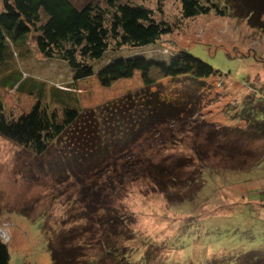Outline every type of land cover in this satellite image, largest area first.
<instances>
[{
	"label": "rangeland",
	"instance_id": "obj_1",
	"mask_svg": "<svg viewBox=\"0 0 264 264\" xmlns=\"http://www.w3.org/2000/svg\"><path fill=\"white\" fill-rule=\"evenodd\" d=\"M88 1L103 4L71 0L76 6ZM121 1L151 10L173 30L153 46L123 47L116 55L151 58L186 50L218 74L205 80L203 93L184 80L153 87L161 101L193 117L161 125L131 147L141 177L126 173L119 180L110 170L99 178L101 192L97 186L84 199L82 184L65 170L73 142L57 143L37 158L0 137V239L10 264H54L52 251L60 244L75 249L77 264H114L98 262L104 242L119 249L116 262L126 257L122 264H221L223 257L247 264V254L248 264H264V133L258 128L264 123V16L244 17L253 5L248 0H211L226 14L192 19L182 17L179 0ZM27 51L13 66L46 89L71 90L75 99L67 106L96 109L142 87L138 74L110 88L96 76L73 83L69 68L44 59L33 39ZM0 99L18 115L34 103L1 87Z\"/></svg>",
	"mask_w": 264,
	"mask_h": 264
},
{
	"label": "trees",
	"instance_id": "obj_2",
	"mask_svg": "<svg viewBox=\"0 0 264 264\" xmlns=\"http://www.w3.org/2000/svg\"><path fill=\"white\" fill-rule=\"evenodd\" d=\"M247 2L253 5L244 11V17L251 20L254 14L264 16V0ZM179 3L185 19L211 12L218 16L226 14L225 7L219 9L211 0H179ZM1 6L0 87L28 95L34 103L18 115L7 112L0 99V137L37 158L47 154L57 143L63 142L66 146L73 142L70 155L74 158L69 160L65 170L82 184V199L86 193L98 190L99 178L110 170L119 180H123L126 173L141 177L137 174V162L132 160L131 147L161 125L193 117L183 106L161 101L157 92H151L153 87H160L164 80H184L195 83V90L203 93L207 89L205 85L209 84L205 80L218 74L186 50L151 58L139 54L116 55L123 47L153 46L172 32L168 23L156 20L152 11L141 5L121 0H103V4L88 1L82 6H76L71 0H1ZM30 39L44 59L61 62L69 68L73 83L96 76L101 87L110 88L138 74L141 90L96 109H79L76 104L67 106V101L75 99L71 90L46 89L42 82L25 76L13 66L15 58L22 59L28 52ZM105 56L111 58L96 69L94 65L101 63ZM189 98H193L195 104L198 95L192 94ZM193 103L191 105L195 106ZM260 124L258 128L264 133V123ZM119 162L121 173L115 172ZM100 192L93 194L98 196ZM105 203L106 200L103 205ZM104 243L98 262L103 259L114 264L125 262L124 256L120 263L116 262L119 249L109 242ZM76 256L75 249L66 248L64 244L52 251L54 264H77ZM244 258L248 264L252 255ZM229 260L223 257L221 264H229ZM0 264H10L8 246L1 239Z\"/></svg>",
	"mask_w": 264,
	"mask_h": 264
},
{
	"label": "crops",
	"instance_id": "obj_3",
	"mask_svg": "<svg viewBox=\"0 0 264 264\" xmlns=\"http://www.w3.org/2000/svg\"><path fill=\"white\" fill-rule=\"evenodd\" d=\"M63 98H65V100H67V99H68V97H63Z\"/></svg>",
	"mask_w": 264,
	"mask_h": 264
}]
</instances>
